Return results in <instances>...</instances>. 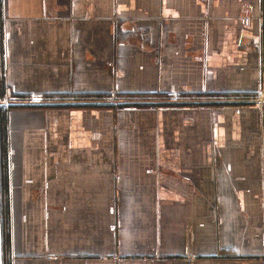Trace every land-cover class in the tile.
I'll use <instances>...</instances> for the list:
<instances>
[{
    "label": "crops",
    "instance_id": "obj_1",
    "mask_svg": "<svg viewBox=\"0 0 264 264\" xmlns=\"http://www.w3.org/2000/svg\"><path fill=\"white\" fill-rule=\"evenodd\" d=\"M3 1L0 264H264V0Z\"/></svg>",
    "mask_w": 264,
    "mask_h": 264
},
{
    "label": "built area",
    "instance_id": "obj_2",
    "mask_svg": "<svg viewBox=\"0 0 264 264\" xmlns=\"http://www.w3.org/2000/svg\"><path fill=\"white\" fill-rule=\"evenodd\" d=\"M120 92L118 91H113V93L110 95V98L108 99V101L110 103H116V105H123V101H124V98H121L120 97ZM168 100L166 101L167 104L166 105H175V104H178L179 102L182 101V96L180 93L178 92H172L169 96H168ZM42 99L41 96H39L38 94H32L30 96V100H29V103L30 104H35L37 103L38 101H40ZM126 107H131V106H126ZM153 109H156V110H159L161 109V107L163 106H158V105H152L151 106Z\"/></svg>",
    "mask_w": 264,
    "mask_h": 264
},
{
    "label": "trees",
    "instance_id": "obj_3",
    "mask_svg": "<svg viewBox=\"0 0 264 264\" xmlns=\"http://www.w3.org/2000/svg\"><path fill=\"white\" fill-rule=\"evenodd\" d=\"M4 1L3 0H0V11H1V9L3 10L4 9ZM0 32H1V28H0ZM2 38V36L0 35V39ZM1 41V40H0ZM154 96H156V97H154ZM186 96V95H185ZM142 96H140L139 98H141ZM186 97H189V98H197V97H205V96H196V95H191V96H186ZM130 99H135V98H137V97H135V96H131V97H129ZM142 98H145V99H148V98H151V99H156L157 98V95H153V96H143ZM119 106H121V107H123L124 105H119ZM3 136H1L0 137V145H1V148L3 149L5 146H4V144H3V142H1L2 141V138ZM6 157L3 155V154H1V157H0V161L1 162H6ZM6 185L8 186V185H10V182H9V180L6 182Z\"/></svg>",
    "mask_w": 264,
    "mask_h": 264
},
{
    "label": "rangeland",
    "instance_id": "obj_4",
    "mask_svg": "<svg viewBox=\"0 0 264 264\" xmlns=\"http://www.w3.org/2000/svg\"><path fill=\"white\" fill-rule=\"evenodd\" d=\"M49 99H52V100H53L54 98L50 97ZM21 100H23V101H27V97H26V98L24 97V98H22ZM41 100H42V99H41ZM20 102H21V101H20ZM28 102H29V101H28Z\"/></svg>",
    "mask_w": 264,
    "mask_h": 264
}]
</instances>
